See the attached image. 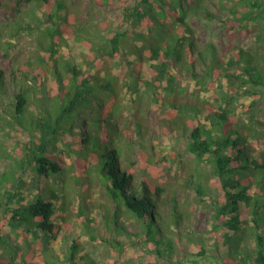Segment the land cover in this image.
<instances>
[{
  "label": "trees",
  "instance_id": "obj_1",
  "mask_svg": "<svg viewBox=\"0 0 264 264\" xmlns=\"http://www.w3.org/2000/svg\"><path fill=\"white\" fill-rule=\"evenodd\" d=\"M15 1L18 6L35 2L47 13L50 27L45 29L46 52L36 58L39 67L12 76L14 92H8L0 70V132L7 129L6 137L15 141L8 169L0 173V264H96L80 253L77 240L70 242L63 259L54 247L68 240L62 230L69 191L81 192L82 182L92 180L90 172L114 205L113 217H105L109 227L124 230L119 224L124 209L141 225L144 241L158 256L172 252L173 236L181 241L184 215L176 201L167 199L165 189L147 177L137 179L131 167L135 161L130 166L122 162L131 144L125 138L131 135L119 124V80L110 68L116 60L123 62L128 89L137 96L143 91L156 98L160 91L177 95L182 74L175 69L183 66L193 77L226 79V92L214 91L215 104L199 98L192 103L166 102L173 119L163 130L172 134L175 127L187 139L189 152L210 163L217 179L211 233L218 240L224 238L227 246L224 257H216L218 264H264V146L259 149V143L254 145L239 130L240 119L229 107L248 97L251 102L243 107L250 111L264 97V52L234 42L246 32L264 46V0H218L219 14L214 13L212 0H132L122 10L123 27L103 41H88L84 69L70 58L58 57L61 29L68 23L63 0ZM192 20L217 24L224 48L215 38L200 43ZM146 62L150 79L143 77ZM136 126L141 136L142 124ZM21 135H26L25 141L17 138ZM66 172L72 175L65 178ZM23 191H32V197L26 199ZM85 212L83 205L82 222H94L84 220ZM5 227L29 238L25 254L1 235ZM222 229L232 234L221 233ZM200 252L204 253L203 245Z\"/></svg>",
  "mask_w": 264,
  "mask_h": 264
},
{
  "label": "rangeland",
  "instance_id": "obj_2",
  "mask_svg": "<svg viewBox=\"0 0 264 264\" xmlns=\"http://www.w3.org/2000/svg\"><path fill=\"white\" fill-rule=\"evenodd\" d=\"M67 7L68 23L61 29L60 59L70 58L75 64L83 67L82 56L90 52L91 43L103 41L105 37L123 27V8L133 3L132 0H63ZM218 0H212L213 11L221 13ZM47 13L33 2L17 5L15 0H3L0 5V70L8 83V92H14L10 86L12 76H20L21 71H34L39 67L38 56L44 55V49L49 44V37L45 34L50 21L46 20ZM22 19V20H21ZM191 24L199 30L200 43L215 38L220 49L224 48L223 34L217 24L211 25L199 20H192ZM137 31L145 32L138 28ZM244 49L264 52V46L253 35L241 32L234 41ZM149 63L143 64V77L150 79ZM111 72L118 77V94L120 97L121 116L120 128L128 131L131 142L125 149L124 162L135 171L137 179L147 177L152 184L165 189V197L173 199L184 215L181 241L172 237L174 241L171 251H164V256L151 252L144 241L141 225L127 211L122 209L119 224L124 230L117 232L108 226L105 217H113L114 205L105 196L93 172H90L91 182H82L81 192H70L66 200L62 234L67 241L54 244L56 254L60 259L68 255V248L72 240L80 243V253L87 255L96 264H218L216 257H224L227 246L224 238L211 233L214 220L212 214L213 200L219 194L216 186L217 179L212 174L210 163L205 159L197 160L188 149L185 137L176 133L167 134L163 126L172 120L169 115L168 103H189L194 99L215 104V90L226 92V79L212 82L208 78L193 77L188 66L175 69L176 74H182L177 82L179 93L168 96L160 91L158 98L152 92L143 91L140 96L131 94L128 89L129 80L124 77V64L116 60L110 65ZM198 70H196V73ZM221 88H219V86ZM199 88V89H198ZM208 100V101H207ZM251 98L244 97L231 102L230 111L235 119H240L237 127L241 132L250 136V141L264 146V97L252 110L248 111L243 105H248ZM252 118V119H251ZM142 124V135L136 131V124ZM7 129L0 132V173L8 169L10 156L14 154L15 141L6 137ZM179 135V136H177ZM25 141L26 135L17 137ZM61 148L60 145H58ZM258 148V147H257ZM258 149V150H259ZM57 154L58 151L54 150ZM65 178L72 175L65 173ZM29 180V177H24ZM102 184V183H101ZM200 190V192H199ZM26 199L32 197V191H23ZM85 205L86 218L92 223H83L80 218V208ZM164 212L168 211L165 207ZM88 224V226H87ZM227 232L222 229L221 233ZM232 234V232H227ZM1 235L9 242L18 246L22 253L28 251V240H25L19 230L5 227ZM31 239V237H30ZM248 245L253 242L248 240ZM203 245L204 253L200 252ZM41 251V248H37ZM5 252V248H1ZM170 257V258H169Z\"/></svg>",
  "mask_w": 264,
  "mask_h": 264
}]
</instances>
